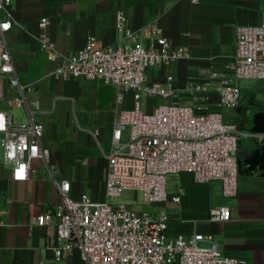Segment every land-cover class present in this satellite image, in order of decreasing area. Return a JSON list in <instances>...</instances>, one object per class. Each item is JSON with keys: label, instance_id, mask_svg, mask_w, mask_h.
<instances>
[{"label": "crops", "instance_id": "1", "mask_svg": "<svg viewBox=\"0 0 264 264\" xmlns=\"http://www.w3.org/2000/svg\"><path fill=\"white\" fill-rule=\"evenodd\" d=\"M9 10L13 25L6 41L20 81L32 87L29 98L41 103L38 119L44 125L42 144L50 149V166L33 159L28 179L21 182L0 152V264H50L55 257L51 246L57 245L49 241L54 228L36 226L33 221L59 203L53 178L70 181L73 199L88 195L95 201L105 200L106 154L114 120L120 111L133 108V98L127 93L123 102H117L119 89L99 80L59 81L50 76L57 62L48 60L37 41L41 19L49 20L46 32L64 57L81 49L89 38L105 47L118 45V10L125 12L132 29L153 23L172 46L188 49L190 57L149 68L147 81L168 85L167 78L172 77L170 83L181 89L190 82H209L211 72L222 71L233 60L237 27L261 22L264 0H201L198 4L188 0H11ZM239 86L244 87L241 80ZM255 87L264 90V82L247 85L249 104L240 103L237 123L229 122L241 132L237 196L218 198L214 188L222 194L219 180L196 183L190 173H173L168 175L174 181L169 189L166 177L168 199L162 206L171 219L170 234H209L223 254L247 264H264V140L255 135L264 132V107L256 104L262 95L253 94ZM128 102L132 107L124 106ZM180 103L190 102L184 97ZM260 119L262 129L255 131ZM179 193L180 202L174 203L171 197ZM219 206L228 207L232 219L206 221L209 211ZM64 262L77 264V251L68 252Z\"/></svg>", "mask_w": 264, "mask_h": 264}, {"label": "built area", "instance_id": "2", "mask_svg": "<svg viewBox=\"0 0 264 264\" xmlns=\"http://www.w3.org/2000/svg\"><path fill=\"white\" fill-rule=\"evenodd\" d=\"M188 1L198 4L201 0ZM10 4L11 0H0V25H11L0 27V112L8 118L0 141L19 145L24 137L27 149L22 162L30 164L40 158L50 166V149L42 144L44 125L38 119L41 103L29 98L32 87L20 81L6 41V33L13 25ZM48 25L47 18L41 19L42 33L37 41L48 60L57 62L50 76L59 81L99 80L119 89L117 102H123L127 93L133 98V108L120 111L114 120L106 154V199L95 201L88 195L73 199L70 181L53 178L59 203L33 221L36 226L54 228L49 241L57 245L51 246L55 257L50 264H65L64 256L73 250L79 253L83 264H247L244 259L223 254L209 234H170L171 219L165 211H135L124 204H111L108 199L119 198L123 191L130 190L140 191L145 203L162 204L168 199L167 175L182 172L190 173L196 183L219 180L225 198L237 196L241 132L235 124L223 120L220 110L240 105V80L264 82V14L258 25L237 27L233 60L222 71L211 72L209 82H190L181 89L170 83L172 77L167 78L168 85L147 81L149 68L190 57L188 49L172 46L153 23L132 29L125 12L118 10V45L105 47L89 38L81 49L67 57L50 41ZM143 96L149 105L155 98L160 101L145 112L141 109ZM184 97L189 100L188 105L180 103ZM12 108L23 109L25 120H16ZM93 134L97 135L98 130ZM255 135L264 140V132ZM4 144H0V152L14 171L15 161L6 160ZM33 146L38 150L35 157L31 156ZM50 171L52 174V167ZM171 200L179 203L180 193ZM231 219V210L219 206L209 211L206 221ZM61 242L65 245L60 246Z\"/></svg>", "mask_w": 264, "mask_h": 264}, {"label": "rangeland", "instance_id": "3", "mask_svg": "<svg viewBox=\"0 0 264 264\" xmlns=\"http://www.w3.org/2000/svg\"><path fill=\"white\" fill-rule=\"evenodd\" d=\"M242 85H244V87L241 88V104L243 105H247L249 104L250 101V96H251V92L250 90H248L246 87L247 85H251V87H254V84L257 83L256 79H242L241 80ZM263 90V89H262ZM261 88H254V93H258L262 95V99L259 101L257 100V105L264 107V90L262 91ZM142 106L141 109L145 112L150 110V106H149V101L146 99V97H142ZM124 106H128V107H132V104L130 105V102H128L126 105L124 104ZM123 106V107H124ZM11 113L14 114V117L16 120H25V113L23 109L20 108H12L10 109ZM221 113L223 115V120L224 121H228V122H233V123H237V119H238V109L236 108H232V109H228V108H222ZM262 114V113H261ZM259 125H260V129H262V119H260L259 121ZM168 176V175H167ZM174 181L170 180V177H167V188L169 189L171 187V185L173 184ZM215 191H217V197L218 198H222L225 199V197H223V195L221 194V192H218L217 188H214ZM109 203L114 204V205H126L128 208H131L135 211H140V210H147V211H151V212H157V211H165L168 212V209L164 208L162 206V204L160 203H156V204H150V203H145L143 198H142V194L140 191H130V190H125L122 192V195L119 198H109L108 199ZM77 264H83V261L79 255V253L77 252Z\"/></svg>", "mask_w": 264, "mask_h": 264}, {"label": "clouds", "instance_id": "4", "mask_svg": "<svg viewBox=\"0 0 264 264\" xmlns=\"http://www.w3.org/2000/svg\"><path fill=\"white\" fill-rule=\"evenodd\" d=\"M7 26V27H5ZM10 24L0 25V27L8 28ZM8 127V118L4 112H0V132H6ZM0 144H4V142L0 141ZM4 147L7 149L5 156L7 161H15L16 167L14 169V178L17 180H26L28 176V169L30 164L27 162H22V154L27 149V143L24 137L20 138V143L17 145L14 142H7L4 144ZM36 146L32 147L31 156L35 157L37 155ZM18 153L20 154V158H18Z\"/></svg>", "mask_w": 264, "mask_h": 264}, {"label": "water", "instance_id": "5", "mask_svg": "<svg viewBox=\"0 0 264 264\" xmlns=\"http://www.w3.org/2000/svg\"><path fill=\"white\" fill-rule=\"evenodd\" d=\"M258 124H259V123H258ZM258 130H260V128H256V129H255V131H258Z\"/></svg>", "mask_w": 264, "mask_h": 264}, {"label": "snow or ice", "instance_id": "6", "mask_svg": "<svg viewBox=\"0 0 264 264\" xmlns=\"http://www.w3.org/2000/svg\"><path fill=\"white\" fill-rule=\"evenodd\" d=\"M5 27H7V26H5Z\"/></svg>", "mask_w": 264, "mask_h": 264}]
</instances>
